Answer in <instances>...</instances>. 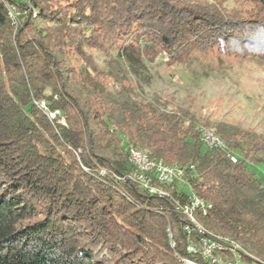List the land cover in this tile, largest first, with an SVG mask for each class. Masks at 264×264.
Wrapping results in <instances>:
<instances>
[{"label": "trees", "instance_id": "obj_1", "mask_svg": "<svg viewBox=\"0 0 264 264\" xmlns=\"http://www.w3.org/2000/svg\"><path fill=\"white\" fill-rule=\"evenodd\" d=\"M7 1L20 15L0 0V264H207L188 248L218 236L264 264V134L219 123L225 147L209 149L191 112L135 102L121 66L88 54L264 59V0ZM131 148L184 181L163 198L127 181ZM191 193L206 205L194 222Z\"/></svg>", "mask_w": 264, "mask_h": 264}, {"label": "rangeland", "instance_id": "obj_2", "mask_svg": "<svg viewBox=\"0 0 264 264\" xmlns=\"http://www.w3.org/2000/svg\"><path fill=\"white\" fill-rule=\"evenodd\" d=\"M4 2L5 8L7 4L14 6L17 25L19 10L13 2ZM88 54L105 73L119 64L134 88L132 98L137 103H150L155 111L187 110L200 126L211 131L225 123L264 134V59H240L213 51L195 53L191 63L179 67L169 64L158 50L139 59L126 55L108 60L94 50ZM76 64L88 78L89 70L79 61ZM257 170L264 176V161Z\"/></svg>", "mask_w": 264, "mask_h": 264}, {"label": "built area", "instance_id": "obj_3", "mask_svg": "<svg viewBox=\"0 0 264 264\" xmlns=\"http://www.w3.org/2000/svg\"><path fill=\"white\" fill-rule=\"evenodd\" d=\"M6 8L8 16L15 24L17 12L14 6L7 4ZM35 15L36 12H33V16ZM41 107L44 108L43 102L41 103ZM50 116L54 117L53 114ZM201 139L204 146L209 149L225 147L224 140L209 129H201ZM229 158L232 162L236 161V157L233 155H229ZM128 160L133 167V171L127 176V181L136 184L147 193L157 195L160 198L168 195V192L162 189L161 186H166L173 182H182L187 173L184 167L178 164H166L163 161L154 160L139 148H131L129 150ZM100 174L104 175L105 172L102 170ZM197 208H202L203 213L206 212L205 203L195 193H191L189 202L181 208V211L194 222L192 212ZM197 249L207 264H248L246 256H250L239 243L225 236L211 239L202 237L198 245L191 244L188 248L190 252H195Z\"/></svg>", "mask_w": 264, "mask_h": 264}]
</instances>
